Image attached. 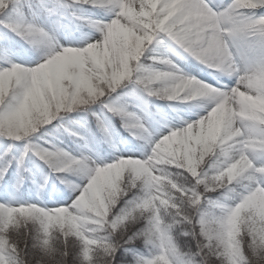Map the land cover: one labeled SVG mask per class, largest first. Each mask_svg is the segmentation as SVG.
Masks as SVG:
<instances>
[{"label": "snow or ice", "instance_id": "1", "mask_svg": "<svg viewBox=\"0 0 264 264\" xmlns=\"http://www.w3.org/2000/svg\"><path fill=\"white\" fill-rule=\"evenodd\" d=\"M0 264H264V0H0Z\"/></svg>", "mask_w": 264, "mask_h": 264}]
</instances>
